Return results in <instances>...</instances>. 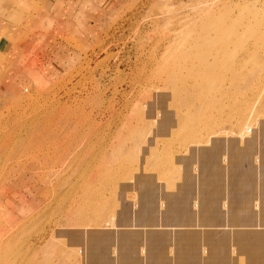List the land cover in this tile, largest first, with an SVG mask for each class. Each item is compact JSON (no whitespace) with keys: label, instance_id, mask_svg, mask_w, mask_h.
Here are the masks:
<instances>
[{"label":"rangeland","instance_id":"1","mask_svg":"<svg viewBox=\"0 0 264 264\" xmlns=\"http://www.w3.org/2000/svg\"><path fill=\"white\" fill-rule=\"evenodd\" d=\"M79 53L60 72L19 70L0 93V241L20 249L116 230L119 184L147 150L171 154L161 140L264 139V0H124Z\"/></svg>","mask_w":264,"mask_h":264},{"label":"crops","instance_id":"2","mask_svg":"<svg viewBox=\"0 0 264 264\" xmlns=\"http://www.w3.org/2000/svg\"><path fill=\"white\" fill-rule=\"evenodd\" d=\"M123 3L0 0V93L25 67L72 66ZM161 141L171 154L147 150L140 173L119 184L118 230L58 231L21 249L0 241V264H264V139Z\"/></svg>","mask_w":264,"mask_h":264},{"label":"bare ground","instance_id":"3","mask_svg":"<svg viewBox=\"0 0 264 264\" xmlns=\"http://www.w3.org/2000/svg\"><path fill=\"white\" fill-rule=\"evenodd\" d=\"M195 74H196V73H195ZM196 75H197V74H196ZM196 75H195V76H196ZM195 76H194V77H195ZM194 77H193V78H194ZM189 78H190V77H189ZM191 79H192V78H191ZM192 80H193V79H192ZM194 80H195V79H194ZM182 83H183V81H182ZM192 83H193V82H192ZM192 83H191V85H192ZM194 84H195V83H194ZM196 84H197V82H196ZM196 84H195V85H196ZM187 85H188V84H187ZM191 85H190V87H191ZM195 85H194V86H195ZM194 86H193V87H194ZM188 87H189V86H188ZM193 87H192V88H193ZM195 87H196V86H195ZM192 88H191L190 90H193V92H195L194 89H192ZM185 89H186V87H185ZM199 89H200V88H199ZM199 91H200V90H199ZM196 92H197V90H196ZM217 92H218V91H217ZM197 93H200V92H197ZM188 94H189V93H188ZM191 94H192V93H191ZM191 94H190V95H191ZM192 96H193V94H192ZM197 96H198V95H197ZM190 97H191V96H190ZM192 98H193V97H192ZM197 99H198V98H197ZM190 100H191V99H190ZM191 101H192V100H191ZM195 101H196V100H194V102H195ZM199 101H200V100H199ZM187 102H188V101H187ZM196 103H197V102H196ZM191 105H193V104H191ZM184 106H186V105H184ZM195 106H196V109H197V107H198V112H199V110H201V109H199V106H200V105H198V106L195 105ZM217 106H218V105H217ZM189 107H190V105H189ZM193 108H194V105H193ZM185 110H186V109H185ZM186 111H187V110H186ZM193 111H195V110L193 109ZM179 112H180V111H179ZM189 112H190V111H189ZM191 112H192V111H191ZM195 112H196V111H195ZM184 113H185V112H184ZM41 114H42V113H41ZM196 114H197V112H196ZM54 115H55V114H54ZM185 115H186V114H185ZM193 116H194V115H193ZM41 118H43V117H41ZM194 118H195V117H194ZM197 118H199V117H197ZM188 119H190V118H188ZM191 119H192V117H191ZM198 120H199V119H198ZM47 121H48V120H46V122H47ZM191 121H192V120H191ZM194 121H195V119L193 120V122H194ZM36 125H37V126L40 125V123H39V119L37 120ZM31 128H33V127H32V126H30V127L26 126V128H24V129H25V132H26L27 129L30 130ZM41 128L43 129L44 126L41 127ZM41 128H40L39 130H41ZM41 131H42V130H41ZM18 135H19V134H18ZM10 136H12V135H10ZM26 136H28V134H27ZM26 136H25V137H26ZM47 136H48L47 134L45 135L44 133H38V134H34V136H33V135H29V136H28V139H29V142L33 141V140H34L33 138H36V140H41V139H42V141H45V139H47ZM16 137H17V135H16ZM16 137H15V138H16ZM19 137H20V140H22L21 136H19ZM9 139H10V137H9ZM11 139H12V138H11ZM7 140H8V139H7ZM14 140H15V139H14ZM2 141H3V140H2ZM4 142H6V141H4ZM4 142H3V143H4ZM9 142H10V141H9ZM11 142H12V141H11ZM13 142H14V141H13ZM1 144H2V142H1ZM20 144H21V143H20ZM34 144H36V143H34ZM2 145H3V144H2ZM36 145H37V144H36ZM6 146H7V144H6ZM0 147H1V146H0ZM30 147H31V145H30ZM34 147H35V146H34ZM1 148H2V147H1ZM1 148H0V149H1ZM8 148H9V147H8ZM23 148H24V147H23ZM41 148H42V147H41ZM3 149H5V148H2V151H3ZM6 149H7V148H6ZM6 149H5L4 151H6ZM15 149H17V148H15ZM8 150H9V149H8ZM12 151H13V150H12ZM14 151H15V150H14ZM32 151H33V150H32ZM40 151H41V150H40ZM0 152H1V151H0ZM17 152H18V151H17ZM57 152H58V151H57ZM1 153H2V152H1ZM1 153H0V154H1ZM4 153H7V152H4ZM8 153H9V152H8ZM12 153H13V152H12ZM22 153H23V152H22ZM16 154H19V153H16ZM8 155H10V154H8ZM12 155H13V154H12ZM12 155H10V156L13 157V156L15 155V153H14L13 156H12ZM0 156H1V155H0ZM2 156L5 157L4 155H2ZM6 158L8 159L7 155H6ZM20 158H21V157H20ZM4 159H5V158H4ZM4 159H3V160H4ZM11 159H12V158H11ZM3 160H2V161H3ZM5 160H6V159H5ZM42 160H43V159H42ZM13 162H14V161H13ZM1 163L3 164V162H1ZM14 164H15V163H14ZM15 166H16V165H15Z\"/></svg>","mask_w":264,"mask_h":264}]
</instances>
